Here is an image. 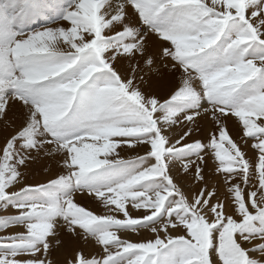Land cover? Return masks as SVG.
<instances>
[{"label": "snow or ice", "instance_id": "snow-or-ice-1", "mask_svg": "<svg viewBox=\"0 0 264 264\" xmlns=\"http://www.w3.org/2000/svg\"><path fill=\"white\" fill-rule=\"evenodd\" d=\"M0 264H264V0H0Z\"/></svg>", "mask_w": 264, "mask_h": 264}, {"label": "rangeland", "instance_id": "rangeland-1", "mask_svg": "<svg viewBox=\"0 0 264 264\" xmlns=\"http://www.w3.org/2000/svg\"><path fill=\"white\" fill-rule=\"evenodd\" d=\"M229 127L233 130V133H238V132H239V127H238V125H235L232 121H229ZM35 167H36V169L38 170L39 167H40V165L38 164V165H36Z\"/></svg>", "mask_w": 264, "mask_h": 264}]
</instances>
